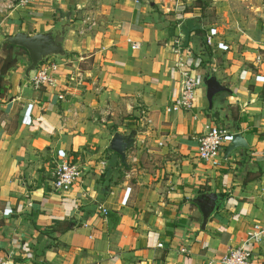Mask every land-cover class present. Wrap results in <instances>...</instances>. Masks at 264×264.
I'll use <instances>...</instances> for the list:
<instances>
[{"label":"crops","instance_id":"1","mask_svg":"<svg viewBox=\"0 0 264 264\" xmlns=\"http://www.w3.org/2000/svg\"><path fill=\"white\" fill-rule=\"evenodd\" d=\"M172 8L170 0H35L6 12L2 38L65 27L66 55L46 60L56 66L52 86L33 89L24 59L1 83L0 258L220 264L254 225L264 232V22L249 21L238 35L245 49L216 51L201 68L199 35L190 33L180 54L173 41L186 19L202 29L203 10ZM88 17L93 25L83 29ZM182 62L198 81L195 105L168 113ZM207 81L220 88L211 103ZM214 125L247 146L225 156L227 141L217 164L200 161L195 137ZM131 132L123 164L108 147L115 133ZM61 151L82 172L66 193L51 187ZM203 194L218 197L204 229L196 202ZM247 248L251 264H264V233Z\"/></svg>","mask_w":264,"mask_h":264},{"label":"built area","instance_id":"2","mask_svg":"<svg viewBox=\"0 0 264 264\" xmlns=\"http://www.w3.org/2000/svg\"><path fill=\"white\" fill-rule=\"evenodd\" d=\"M35 0H0V30H1V20L7 15V11L14 10L17 8L25 7ZM189 0H170L174 12L185 11V7H188ZM3 13H6L4 16ZM85 25L83 29H89L93 22L91 19L85 18L83 20ZM214 30L208 36L207 45H212V35H214ZM181 36L173 41V48L176 54H180L184 48L181 45ZM131 49L137 50L140 45L135 42H130ZM259 56L256 57V62H259ZM178 74L180 77V92L179 95L172 101L170 106L166 108L168 113L171 112H190L194 105L196 99V90L198 87V81L193 75V72L189 66L184 62L179 63ZM56 66L54 63L49 61H43L34 72V75L29 78L30 86L35 89H41L44 86H52L54 84L53 71ZM232 138L231 132L221 126H211L207 128L206 132H202L200 135L195 137L197 143V156L202 162H211L212 164H217V161L223 155V149L227 141ZM161 146V143L158 144ZM65 151H61L60 155L65 156ZM52 182L51 187L55 192L66 193L75 184L80 182L82 178L81 170L73 164L71 161L66 159L56 162L54 169L52 171ZM10 212V210H5ZM101 213L106 215V210L101 209ZM263 230L258 225H254L253 232L249 233L243 244L230 248L221 258L220 264H251V252L247 248L248 245L257 244L263 235ZM183 251V250H182ZM0 264H11L8 257H1Z\"/></svg>","mask_w":264,"mask_h":264},{"label":"water","instance_id":"3","mask_svg":"<svg viewBox=\"0 0 264 264\" xmlns=\"http://www.w3.org/2000/svg\"><path fill=\"white\" fill-rule=\"evenodd\" d=\"M201 28L199 23H196L194 19H186L179 26L181 34V45L183 48H187L190 33ZM66 28L61 27L59 29H51L44 33L28 34L26 32H16L13 35L7 36L4 39V43L13 45L15 47L22 48L28 56V66L26 68V75L37 70L38 66L50 57H64L66 50L64 49ZM207 96L211 103L212 96L220 88L215 86V83L206 82ZM135 132H131L128 135H122L115 133L109 143V149L114 151L121 159L123 164L126 163V151L131 149L134 145ZM246 143L240 133H235L225 149V156H228L231 151L237 148L246 147ZM218 197L212 194H203L196 199L198 207L202 213V229H204L210 214L217 208ZM210 201L211 204L207 202Z\"/></svg>","mask_w":264,"mask_h":264},{"label":"rangeland","instance_id":"4","mask_svg":"<svg viewBox=\"0 0 264 264\" xmlns=\"http://www.w3.org/2000/svg\"><path fill=\"white\" fill-rule=\"evenodd\" d=\"M196 5L202 7L203 10L200 19L202 18V40L206 41L205 44H207L206 36L210 35L212 30L215 32L212 35V45L210 46L212 48V59L216 51L228 52L245 49L246 47L240 43V36L238 35H243L249 30V21L262 20L261 22H264L261 7L264 5V0H195L190 3L188 8H185L193 13ZM249 25H252V23ZM2 33L1 29L0 35ZM3 35L6 36V34ZM2 37L0 36V47L4 43ZM226 37H228V40ZM11 52L18 60H28L27 54L21 49H13Z\"/></svg>","mask_w":264,"mask_h":264},{"label":"trees","instance_id":"5","mask_svg":"<svg viewBox=\"0 0 264 264\" xmlns=\"http://www.w3.org/2000/svg\"><path fill=\"white\" fill-rule=\"evenodd\" d=\"M199 4H200V2H199ZM194 7L202 10V7H200L198 5H196ZM202 32L203 31H201V30L194 31V33L199 35L200 38H201V44L197 48V50H198L197 51L198 52L197 55H198V58L200 59V67L201 68H206V67H209V65L211 63V59H212V51H211V49L212 48H210V46L205 44L206 43L205 40H202V36H203ZM2 47H3V50H4V57L2 59H0V92H1V89H2L1 88V83L3 81L4 75L6 74V72L8 70H10L12 67H14L15 64L18 61V58L15 55H13L11 51H13V49H21V50H23L22 48L15 47L13 45L6 44V43H4ZM25 54H27V53L25 52Z\"/></svg>","mask_w":264,"mask_h":264}]
</instances>
